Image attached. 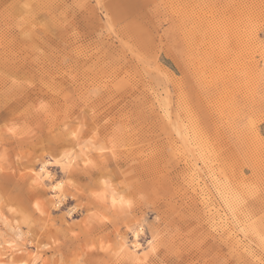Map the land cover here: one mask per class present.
I'll return each mask as SVG.
<instances>
[{
    "label": "rangeland",
    "instance_id": "obj_1",
    "mask_svg": "<svg viewBox=\"0 0 264 264\" xmlns=\"http://www.w3.org/2000/svg\"><path fill=\"white\" fill-rule=\"evenodd\" d=\"M10 241L25 264H264V0H0Z\"/></svg>",
    "mask_w": 264,
    "mask_h": 264
},
{
    "label": "bare ground",
    "instance_id": "obj_2",
    "mask_svg": "<svg viewBox=\"0 0 264 264\" xmlns=\"http://www.w3.org/2000/svg\"><path fill=\"white\" fill-rule=\"evenodd\" d=\"M237 15V14H236ZM167 102V101H166ZM167 104V103H166ZM68 164V163H67ZM67 167V166H65ZM43 166L41 167V169L43 170ZM64 168V167H63ZM35 170V169H34ZM33 169H31V171H34ZM40 170V169H39ZM45 172L43 173H40L39 171L37 172V177L38 178H42L44 176ZM35 176V175H34ZM36 177V178H37ZM57 185V184H56ZM56 185H54V189L56 191H59V192H62V187L60 188H57ZM60 185V184H59ZM110 194V193H109ZM113 195V194H112ZM110 195V198H111V205L113 204V201H114V195L112 196ZM106 196V195H105ZM108 198V197H107ZM116 198V197H115ZM35 201V200H34ZM108 201V200H107ZM117 202V201H116ZM37 203V202H36ZM35 203V207H36V204ZM119 203V202H118ZM110 204V203H109ZM116 205L118 206L119 204L116 203ZM12 209V208H11ZM38 212L41 213L42 210L38 209ZM137 235V232L134 231V238L135 236ZM4 241H7V240H4ZM9 241V240H8ZM12 242V241H10ZM9 244V242H7ZM12 243H10L11 246H6L5 248L7 249L6 251H3L0 253V264H25V261L23 260V257L24 255H27L29 253V251L26 249V245L25 244H19V245H12ZM122 245V244H121ZM138 243L137 241L134 242L133 246L132 247H129V248H126L124 247V251L126 253L130 252L129 254L133 255V253H135V249L138 247ZM5 246V245H4ZM124 246V245H123ZM4 248V249H5ZM3 249V250H4ZM129 249H131V251H129ZM137 257V256H136Z\"/></svg>",
    "mask_w": 264,
    "mask_h": 264
},
{
    "label": "snow or ice",
    "instance_id": "obj_3",
    "mask_svg": "<svg viewBox=\"0 0 264 264\" xmlns=\"http://www.w3.org/2000/svg\"><path fill=\"white\" fill-rule=\"evenodd\" d=\"M56 187H57V188H60L61 185L57 184ZM113 202L115 203V201H113ZM36 206H37V208L39 207V203H38V202H37V205H36Z\"/></svg>",
    "mask_w": 264,
    "mask_h": 264
}]
</instances>
